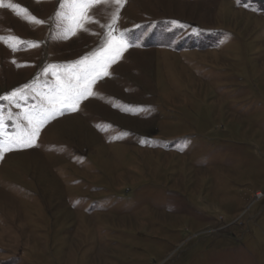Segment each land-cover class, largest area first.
<instances>
[{"label": "rangeland", "instance_id": "374dc122", "mask_svg": "<svg viewBox=\"0 0 264 264\" xmlns=\"http://www.w3.org/2000/svg\"><path fill=\"white\" fill-rule=\"evenodd\" d=\"M2 3L12 133L39 98L2 97L46 91L43 70L95 50L115 7L64 38L60 0ZM120 17L131 46L97 95L0 160V264H264V0H126Z\"/></svg>", "mask_w": 264, "mask_h": 264}, {"label": "snow or ice", "instance_id": "6c2138e0", "mask_svg": "<svg viewBox=\"0 0 264 264\" xmlns=\"http://www.w3.org/2000/svg\"><path fill=\"white\" fill-rule=\"evenodd\" d=\"M124 3L126 0H60L56 19L59 21L58 26L63 27L64 38L76 35L78 31L89 32L90 29L86 25L99 23L89 14L96 5L114 6L115 10L110 14V22L101 25L105 32L95 50L68 65H49L43 70L44 74L51 72L55 77L51 84H47L46 91H38L34 82L14 90L9 96L2 97L19 106L20 101L26 100L29 94L34 93L39 98V102L25 108L24 112L16 117L15 132L9 133L4 126L3 118L0 117V160L6 152L37 146L36 141L46 124L67 111L78 110L83 100L97 95L93 91V86L98 80L111 75L110 67L121 59L123 53L131 46L124 32L119 31L117 27ZM0 7H4L2 0ZM8 7L15 10L20 6L9 4ZM21 12L26 14L24 18L29 22L37 25L44 23L27 14V9H21ZM14 39L18 44L28 43L19 38ZM30 46L37 47L38 44L31 43ZM17 50L18 47L14 45L13 51ZM61 67L63 71H60ZM21 120L24 123H21Z\"/></svg>", "mask_w": 264, "mask_h": 264}]
</instances>
